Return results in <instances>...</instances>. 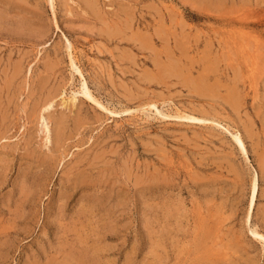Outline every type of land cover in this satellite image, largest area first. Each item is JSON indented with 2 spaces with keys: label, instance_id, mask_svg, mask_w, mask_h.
<instances>
[{
  "label": "rangeland",
  "instance_id": "obj_1",
  "mask_svg": "<svg viewBox=\"0 0 264 264\" xmlns=\"http://www.w3.org/2000/svg\"><path fill=\"white\" fill-rule=\"evenodd\" d=\"M263 119L264 0H0V264H264Z\"/></svg>",
  "mask_w": 264,
  "mask_h": 264
},
{
  "label": "bare ground",
  "instance_id": "obj_2",
  "mask_svg": "<svg viewBox=\"0 0 264 264\" xmlns=\"http://www.w3.org/2000/svg\"><path fill=\"white\" fill-rule=\"evenodd\" d=\"M90 5V4H89ZM95 14V13H94ZM109 33V32H108ZM179 48L181 47L180 45L178 46ZM178 48V49H179ZM181 51V49L179 50V52ZM183 53V52H182ZM168 56H170V55H168ZM180 59V58H179ZM166 62H167V60H166ZM172 65V64H171ZM162 66V65H161ZM168 66V65H167ZM159 67V66H158ZM183 67V66H182ZM184 67H185V65H184ZM161 68V67H160ZM162 68H163V66H162ZM171 68V67H170ZM194 68V67H193ZM165 68H163V70H164ZM143 71V70H142ZM177 74V73H176ZM175 73H169L168 74V76H174V75H176ZM204 75V74H203ZM215 75V74H214ZM202 77V76H201ZM206 77V76H205ZM204 77V78H205ZM186 79V78H185ZM186 82V81H185ZM196 82V81H195ZM198 82V81H197ZM201 82V81H200ZM193 87V86H192ZM199 87V86H198ZM226 87V86H225ZM195 88V87H194ZM193 88V89H194ZM195 91V90H194ZM228 91V90H227ZM225 101H226V103H228L229 105H231V106H234L235 104H236V102H237V99H236V95L235 94H231V91H230V95H228L227 94V96H226V99H225ZM45 104V103H44ZM152 105H153V103H152ZM46 108V107H45ZM233 108V107H232ZM3 115V114H2ZM39 124H40V128H41V130H42V132L44 133V135H46V140H47V135H48V132H49V124H48V121L46 120V118L43 116V115H40L39 117ZM197 119H199V118H197ZM264 120V119H263ZM59 123V122H58ZM41 132V133H42ZM54 135V134H53ZM43 136V135H42ZM236 139V142H237V144L241 147L242 146V142L239 140V138H235ZM243 147V146H242ZM102 157V156H101ZM98 158V157H97ZM217 161V160H216ZM263 166V165H262ZM155 167V166H154ZM190 168V167H189ZM215 169V168H214ZM125 171V170H124ZM264 172V171H263ZM78 174V173H77ZM253 192H254V188L252 187V194H251V197H253ZM95 203V202H94ZM208 229V228H207ZM254 233V232H253ZM220 242V241H219ZM212 248V247H211ZM206 254H207V252H206ZM209 259V258H208ZM210 260V259H209ZM216 260V259H215ZM211 261V260H210Z\"/></svg>",
  "mask_w": 264,
  "mask_h": 264
}]
</instances>
